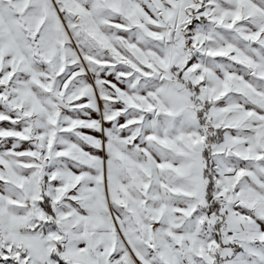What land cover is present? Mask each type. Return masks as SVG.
Here are the masks:
<instances>
[{
	"label": "snow or ice",
	"instance_id": "6c2138e0",
	"mask_svg": "<svg viewBox=\"0 0 264 264\" xmlns=\"http://www.w3.org/2000/svg\"><path fill=\"white\" fill-rule=\"evenodd\" d=\"M0 264H264V0H0Z\"/></svg>",
	"mask_w": 264,
	"mask_h": 264
}]
</instances>
